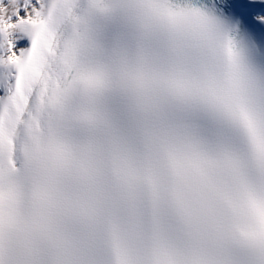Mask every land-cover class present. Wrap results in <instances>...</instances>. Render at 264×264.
Segmentation results:
<instances>
[{
  "label": "snow or ice",
  "instance_id": "1",
  "mask_svg": "<svg viewBox=\"0 0 264 264\" xmlns=\"http://www.w3.org/2000/svg\"><path fill=\"white\" fill-rule=\"evenodd\" d=\"M85 146L162 227L187 200L264 247V0H0V229L40 153Z\"/></svg>",
  "mask_w": 264,
  "mask_h": 264
},
{
  "label": "clouds",
  "instance_id": "2",
  "mask_svg": "<svg viewBox=\"0 0 264 264\" xmlns=\"http://www.w3.org/2000/svg\"><path fill=\"white\" fill-rule=\"evenodd\" d=\"M40 153L23 197L0 229L2 264H257L264 247L243 238L245 225L221 207L206 213L177 200L170 225L148 200L142 177L111 164L86 171Z\"/></svg>",
  "mask_w": 264,
  "mask_h": 264
}]
</instances>
